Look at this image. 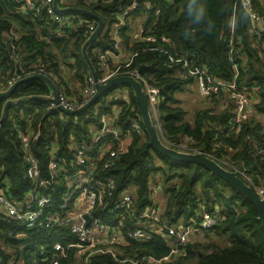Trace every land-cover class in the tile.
Segmentation results:
<instances>
[{
  "label": "trees",
  "instance_id": "trees-1",
  "mask_svg": "<svg viewBox=\"0 0 264 264\" xmlns=\"http://www.w3.org/2000/svg\"><path fill=\"white\" fill-rule=\"evenodd\" d=\"M86 1L89 2L87 6L79 0L76 6L67 8L94 13L104 20L106 28V22L118 24L120 15L135 0ZM252 2L255 14L262 19L255 27L241 0H138L139 7L131 21H126L120 30L126 52L123 51L129 57L121 66L126 71H139L160 90L158 109L163 137L171 144V149L181 152L178 147L185 144L188 150L184 153H201L220 165L229 161L234 167L247 170L253 183L264 188V0ZM147 3L151 5L150 10ZM194 5L205 9V19L201 22H195L191 14ZM21 6L20 0H0V92L17 74L32 72L31 66L43 68L59 91L62 83L66 92L72 93L69 75H74L82 90L87 88L90 70L82 56V48L88 40L85 38L86 25L74 21L68 27H60L46 11H41L37 18L33 13L20 14ZM86 18L95 21L97 29V20ZM133 19L140 24L138 31L132 26ZM142 29L144 35L137 38ZM111 31L104 36L101 34L96 46L89 50L97 72L96 51H114ZM130 61L131 65L125 68ZM186 64L206 68L216 81L224 84L236 80L239 90L253 95L247 119L240 125L232 122L235 107L228 93L221 91L207 99L198 96L199 109L191 122L187 121L188 112L177 94L195 89L196 85L194 77L188 75L189 69L184 68ZM115 68L110 60V70ZM97 76L99 79L100 75ZM68 94L66 96L70 97ZM50 95L45 83L34 80L20 86L12 99ZM111 97L113 102H110ZM5 103L0 100L3 121L0 126V194L8 199L21 202L33 187L32 180L26 178L27 165L23 162L18 130L39 134V140L30 144V153L37 159L44 178L51 180L53 175L48 163L51 153L46 147L54 148L55 153L59 149L54 157L67 161V168H75L71 138L74 137L76 143L91 146L104 126L101 117L111 114L123 137L130 134L131 139L128 150L111 162L112 167L106 172L116 178V194L131 192L137 213L142 215L152 206V186H161L165 197L162 218L170 227H188L192 219H199L204 209L217 216L218 224L202 234L224 240L222 247L216 242L207 244L195 240V235L185 245L169 247L170 240L155 235L128 247L126 256L140 264L149 258L163 261L162 264H264V229L252 203L221 178L212 177L205 168L175 162L150 148L139 104L131 89L104 96L99 102L98 117L94 115L96 105L83 114L64 116L60 111H51L44 101L31 100L9 106L3 119ZM136 118L141 135L132 126ZM110 141L111 138L106 139ZM58 179L61 182L54 185L56 201L69 186L63 172ZM99 215L104 213L97 212ZM125 224L126 229L132 225L127 217ZM72 242L74 238L67 231L48 228L27 231L19 222L0 212V258L4 262L16 259L24 264H56L57 261L71 264L73 249H68V244ZM58 243L65 246L67 259L53 251ZM166 257H170L169 262L164 261ZM92 264L122 263L111 255H95Z\"/></svg>",
  "mask_w": 264,
  "mask_h": 264
},
{
  "label": "built area",
  "instance_id": "built-area-1",
  "mask_svg": "<svg viewBox=\"0 0 264 264\" xmlns=\"http://www.w3.org/2000/svg\"><path fill=\"white\" fill-rule=\"evenodd\" d=\"M54 1L20 0L22 6L19 9V13L25 16L33 13V17L37 18L41 11H46L51 20L60 27H68L72 22L78 21L80 24L86 25L85 38L89 39L96 30L95 21L88 20L83 14L57 12ZM241 1L252 17V27L260 25L262 19L255 14L252 0ZM138 7V0H135L120 15L118 24L111 31L115 41L114 51H106L105 53L99 50L96 51L99 61L98 75H100L98 82L100 85H104L108 81L122 76L133 77L140 82L147 97L153 125L162 142L167 147L172 148L171 144L167 143L163 137V128L158 109L161 103L160 90L155 88L147 77L141 75L139 71H126L121 66L129 57L123 51V38L120 30L124 27L126 21H131L132 14ZM146 7L150 10V3H147ZM158 14H160V11H158ZM139 33L138 38L144 35L143 29ZM148 40L153 41L150 38ZM14 58L18 59V56L14 55ZM110 60L116 66L113 71L110 70ZM130 65L131 61L125 68ZM31 68L34 69L32 72L26 73V71H23L22 74H17L9 80L7 86H4L7 88L1 92L7 91L27 76L41 74L49 77L43 68L35 69V66H31ZM184 68L189 69L188 75L194 77L196 88L202 98L207 99L218 95L221 91H226L235 107L232 122L240 125L247 119L250 115L253 95L246 90H239L236 80L224 84L216 81L206 68L200 69L195 65L189 67L188 64ZM233 69L235 71L238 70L237 66H234ZM0 82H2L1 78ZM88 82L90 85L82 91L83 97L81 100H70L66 93L60 92V105L67 110L74 111L88 103L97 94L96 84L91 73H89ZM112 97L110 102L114 101ZM46 103L51 111H59L55 103L50 101ZM62 115L64 114L62 113ZM115 122V119H113L109 125L104 124L103 128L94 137L91 146L76 143L74 137L71 138L72 144H74L72 149L76 157L75 168H67V161L62 160V158L57 160L54 157V154L59 149H56L55 153L54 148L47 146L46 151L51 153L48 161L49 172L53 175L51 180L44 178L41 169H39L37 159L30 153V144L32 141L39 140V134L35 135L22 129L17 132L24 152L23 162L27 165L26 178L32 180L33 187L28 196H25L21 202H14L0 194V211L14 221L19 222L27 231L35 232L45 228L67 231L74 238V242L68 244V249H73L71 264H92V257L95 255H111L115 261L122 264H140L137 260L125 254L128 247L134 243L147 241L156 235L170 240L168 243L169 247H173V244L185 245L195 235L213 230L218 224L217 216L207 213L203 209L199 219H192L188 227L182 225L178 228L170 227L162 218L164 207L155 201V197L158 194L163 197L161 186H152V206L148 213L142 215L137 213L135 199L131 192L116 194V178L113 175H107L106 172L112 167L111 162L128 150L131 139L130 134L123 137L120 130L114 125ZM132 123L133 128L141 135L138 119L136 118V121L133 120ZM2 124L3 121L0 119V126ZM108 138H111L109 143L106 142ZM178 148L183 153L188 150L185 144L180 145ZM221 166L243 178L254 192L264 200V188L258 187L253 183L248 176L247 170L236 168L229 161L222 163ZM62 172L66 174L65 182L69 186L61 194L60 200L56 201L54 185L61 182L58 178ZM56 173L58 174L55 175ZM97 212L104 213V215L97 216ZM126 217L132 224L128 229L125 227ZM53 251L60 253L64 259L68 258L65 246L61 243L55 244ZM41 254L44 255L45 252L42 251ZM164 261L169 262L170 257H166ZM162 262L149 258L141 264H162ZM0 264H24V262L16 259L4 262L3 258H0ZM56 264H59V261Z\"/></svg>",
  "mask_w": 264,
  "mask_h": 264
},
{
  "label": "water",
  "instance_id": "water-1",
  "mask_svg": "<svg viewBox=\"0 0 264 264\" xmlns=\"http://www.w3.org/2000/svg\"><path fill=\"white\" fill-rule=\"evenodd\" d=\"M54 6L57 12L60 13H78L83 14L88 17H91L98 22V27L96 31L90 36V38L86 41L82 48V56L84 62L88 66L90 73L95 81V87L97 89V94L89 100L88 103L83 105L81 108L70 111L63 108L59 102V95L60 91L56 83L50 78L45 75H34L18 81L14 84L10 89L5 92H0V100L6 101L4 110H3V119L7 114V109L9 106H18L24 102H28L31 100H39V101H50L57 105L58 110L62 112L66 116H77L80 114L85 113L93 106L98 105V103L102 100V98L110 93L117 91L119 88L124 87L132 90V93L139 104L140 108V117L141 122L146 130L148 138L150 140L149 146L161 156L173 160L175 162L186 164V165H197L199 167L205 168L207 171L210 172L212 177H218L224 180L233 190H235L238 194L244 196L247 200H249L252 205L254 206L257 214H258V221L261 223L264 229V200H262L254 190L245 182L243 181L236 173L231 172L220 164L215 162L214 160L204 156L201 153L198 154H190V153H183L176 150H173L167 147L161 140L156 128L153 125V121L150 115L149 106L147 102V97L143 91V87L140 82H138L133 77L122 76L116 77L110 81H108L104 85H100L98 82L97 71L92 63V60L89 57V50L98 43L101 34L105 29L104 20L94 13L77 8H62L60 7L59 0L54 1ZM140 68L139 70H141ZM39 80L45 85H47L52 93L50 96H33V97H26L21 99H12L17 89L29 83L30 81ZM90 222V219H89Z\"/></svg>",
  "mask_w": 264,
  "mask_h": 264
},
{
  "label": "rangeland",
  "instance_id": "rangeland-1",
  "mask_svg": "<svg viewBox=\"0 0 264 264\" xmlns=\"http://www.w3.org/2000/svg\"><path fill=\"white\" fill-rule=\"evenodd\" d=\"M79 0H60L61 5H69V6H75L78 3ZM84 1V5H88L89 2L86 0H82ZM115 28V24H110L109 22H106V28L104 29L102 36H104L105 34H107L108 31H111ZM59 84V83H58ZM61 86V90L66 91V88H64V85H62V83H60ZM82 90V88H81ZM117 93L122 94L124 92H128V88H124L121 87L119 88L117 91ZM198 90L196 89H187L185 92L181 93V94H177V98L181 101L182 106L185 108V110L188 112V116H187V121L191 122L194 113L199 109V97L197 95ZM101 106V103H98V105L95 106V110H94V115L95 117L99 116V108ZM188 144V143H187ZM158 194V193H157ZM156 194V195H157ZM155 201L158 202V204L160 203V206L165 207V197H162L160 194H158L155 197ZM195 240H203L205 241V243L208 244V242H216L218 245L220 246H224V240H219L216 237H213V235H208L207 237L204 236V234L199 233L197 234V236L194 238Z\"/></svg>",
  "mask_w": 264,
  "mask_h": 264
},
{
  "label": "crops",
  "instance_id": "crops-1",
  "mask_svg": "<svg viewBox=\"0 0 264 264\" xmlns=\"http://www.w3.org/2000/svg\"><path fill=\"white\" fill-rule=\"evenodd\" d=\"M78 3H79V1H78ZM77 3V4H78ZM59 4H60V7H62V8H67V7H70L69 5H61V3H60V0H59ZM76 6V5H75ZM133 21V25L132 26H135V28L137 29V31H138V29H139V27H140V24H138L137 23V21L135 20V19H133L132 20ZM136 31V32H137ZM138 38V37H137ZM96 45H94L92 48H94ZM123 50H124V48H123ZM125 51V50H124ZM126 52V51H125ZM97 75H98V72H97ZM68 82H69V87H70V91H72V93L71 94H68V92H66V91H63V90H60V92H64V93H67L70 97H68L70 100H74L75 101V99L76 100H81L82 99V97H83V93H82V91L83 90H81V85L78 83L79 81L74 77V75H69V77H68ZM75 89H77V91H75ZM195 89L197 90V88L195 87ZM50 91H51V89H50ZM51 93H52V91H51ZM66 94V95H67ZM197 95L200 97V99L202 98L200 95H199V93L197 92ZM202 99H204V98H202ZM44 102H47V101H44ZM114 110H118L117 108H114ZM105 115V114H104ZM62 118H64V117H62ZM101 119H102V122H103V124H110V123H112V120L113 119H115V117H114V115H111V114H107V115H105V116H103V117H101ZM116 120V119H115ZM69 121V120H68ZM1 212V211H0ZM4 213V212H3Z\"/></svg>",
  "mask_w": 264,
  "mask_h": 264
},
{
  "label": "clouds",
  "instance_id": "clouds-1",
  "mask_svg": "<svg viewBox=\"0 0 264 264\" xmlns=\"http://www.w3.org/2000/svg\"><path fill=\"white\" fill-rule=\"evenodd\" d=\"M191 14L195 18V22H201L205 19V9L199 6H193L191 9Z\"/></svg>",
  "mask_w": 264,
  "mask_h": 264
}]
</instances>
